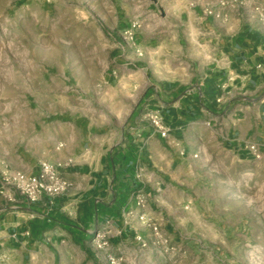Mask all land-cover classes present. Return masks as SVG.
<instances>
[{
	"label": "rangeland",
	"instance_id": "1",
	"mask_svg": "<svg viewBox=\"0 0 264 264\" xmlns=\"http://www.w3.org/2000/svg\"><path fill=\"white\" fill-rule=\"evenodd\" d=\"M263 19L264 0H0V173L80 146L144 82L204 76ZM200 133L170 188L176 241L142 264H264V159Z\"/></svg>",
	"mask_w": 264,
	"mask_h": 264
},
{
	"label": "crops",
	"instance_id": "2",
	"mask_svg": "<svg viewBox=\"0 0 264 264\" xmlns=\"http://www.w3.org/2000/svg\"><path fill=\"white\" fill-rule=\"evenodd\" d=\"M153 92L151 103L163 105L170 133L149 138L142 156L125 129ZM123 96L103 105L98 132L76 148L68 145L53 162L70 184L65 195L36 203L19 198L12 213L0 216V264L151 262L159 250L142 248L136 238L153 240L139 219L143 212L175 242L166 221L175 201L170 188L192 156L193 138L200 141L204 130L239 158L256 160L247 150L251 144L264 154V28L248 26L228 37L217 60L194 81L144 82ZM138 194L147 199L143 210ZM98 232L109 233L104 249L94 241Z\"/></svg>",
	"mask_w": 264,
	"mask_h": 264
},
{
	"label": "built area",
	"instance_id": "3",
	"mask_svg": "<svg viewBox=\"0 0 264 264\" xmlns=\"http://www.w3.org/2000/svg\"><path fill=\"white\" fill-rule=\"evenodd\" d=\"M240 1L244 2L246 0ZM155 96L156 93L153 92L143 108L133 115L126 124L125 131L129 141L137 147L139 154L142 156L149 138L159 137L165 139L170 133V128L166 125L160 112V107H163V105L151 103ZM247 150L256 160H261L264 157L256 144L249 145ZM60 167L59 164L42 161L34 172L28 173L16 169L2 171L0 173V216L8 212L12 213L17 208L19 198H23L30 203H36L46 198L54 199L65 195L70 184L63 178ZM136 204L143 210L147 207V199L142 194H138ZM139 219L153 233L151 242H148L143 236L136 237L141 247H153L158 249L160 253L167 252L171 240L162 234L161 224L150 218L145 212L140 215ZM127 224L130 225L129 220H127ZM108 235V232H98L96 234L94 241L98 248L104 249L108 246ZM120 262V259L111 258L112 264H119Z\"/></svg>",
	"mask_w": 264,
	"mask_h": 264
}]
</instances>
